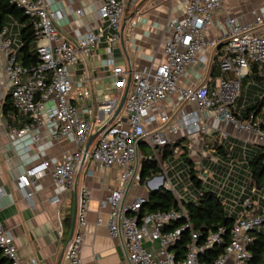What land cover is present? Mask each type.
Returning <instances> with one entry per match:
<instances>
[{
	"label": "built area",
	"instance_id": "2783aa9c",
	"mask_svg": "<svg viewBox=\"0 0 264 264\" xmlns=\"http://www.w3.org/2000/svg\"><path fill=\"white\" fill-rule=\"evenodd\" d=\"M139 1L101 0L97 16L102 23L97 31L69 39L60 34L56 25L64 13L62 10L51 9L45 0H9L32 23L39 63L21 64L17 58L19 45H16L12 28L8 25L0 27V117L4 114L3 95L7 93L14 108L12 117L22 115L27 118L19 127L8 124L7 135L10 140H16L31 134L35 126L47 125L50 126L49 138L66 137L74 146V150L64 153L58 162L42 160L26 167L17 176L18 189L30 199L32 192L29 188L35 183L34 178L47 171L53 182L71 191L76 189V178L81 171L86 177H92L95 172L103 173L114 167L117 168L112 175L114 185L98 199V206L107 209L108 232L111 237L121 240L125 253V259L115 264H251L249 247L253 243L252 233L254 230L264 231L263 189L252 182L248 171L241 182L234 183L231 180L234 172L231 163L225 164L212 155L200 156L195 170L201 190H213L225 213L232 218L230 240L224 250L215 256L209 255V260H201L202 254L212 251L222 242L224 228L218 227L203 240L199 239V234L192 229L185 198L176 190L170 175L175 160L176 165L184 163L180 155L181 146L176 144L169 156L162 157V153L165 146L175 141L169 137L170 134L182 132L190 136L205 129L200 115L203 111L238 131L252 133L262 141L264 148V129L259 121H240L231 110L251 65L255 64L264 76V0L261 11L250 22L240 24L226 16L229 29L220 39L210 36L208 29L212 13L224 0H166L170 8L180 6L182 13L170 14L166 20L165 27L170 34L163 40V60L126 71L114 63L112 50L119 43L127 6ZM220 42L224 51L219 58V72L231 76H220L214 87L181 85L179 81L185 69L196 59L205 62V51L215 49ZM101 43L108 53L106 64L115 77V86L126 87L128 79L129 83L119 113L113 117L119 98L111 97L96 104L92 121L84 118L69 98L72 81L66 67L74 66L78 61L86 64L87 58ZM171 94H176L182 102L174 115L156 106ZM261 99L264 111V95ZM185 104L195 107L184 108ZM91 131H98V134L85 151ZM222 135L226 137L224 132ZM34 137L37 140V136ZM144 146L150 151L148 156L143 154ZM144 158L155 160L159 170L147 176L143 187L146 194L129 199L130 190L142 182L140 170ZM204 158L208 159L207 164L203 162ZM215 165H225L224 173L219 174L212 169ZM181 173H186L188 184H192L187 166L173 174L183 182ZM188 184L185 185L187 188ZM158 189L169 190L176 200V207L166 211H142L149 191ZM194 191L188 190L189 194L195 195ZM91 193L86 184L78 187L77 226L67 241V264H82V229ZM2 196L0 185V198ZM50 200L54 203L59 198L55 195ZM185 233H188L186 247L179 249ZM0 251L12 264H21L14 239L1 219ZM31 264H36V261L31 260Z\"/></svg>",
	"mask_w": 264,
	"mask_h": 264
},
{
	"label": "crops",
	"instance_id": "0c3cea01",
	"mask_svg": "<svg viewBox=\"0 0 264 264\" xmlns=\"http://www.w3.org/2000/svg\"><path fill=\"white\" fill-rule=\"evenodd\" d=\"M100 1L45 0L51 9L64 12L56 25L60 34L69 39L84 36L89 31H97L102 23L97 16ZM262 2L263 0H224L212 13L208 34L220 39L229 29L225 21L226 16L240 24L250 22L254 15L261 11ZM181 13L180 6L170 8L166 0H140L134 5H128L119 43L112 50L114 63L126 71L159 63L163 60V40L170 34L169 29L165 27L166 20L170 14ZM15 28H19L17 24L14 25L13 31ZM15 39L16 45H19L17 34ZM223 51L221 42L215 49L206 50L204 55H207V60L202 62L196 59L185 69L179 83L206 84L214 87L220 76L229 78L231 76L229 73L219 72V58ZM107 56L105 45L101 43L94 49L93 55L87 58L86 64L78 61L76 65L66 67L72 81L69 98L80 114L92 121L96 104L111 97H118L120 102L126 89L115 86V77L110 66L106 64ZM252 66L253 64L251 68ZM251 68L242 80L238 98L231 106V110L240 116L247 107L253 106L264 95L261 75L252 72ZM7 96V93H4V101ZM156 106L174 115L176 108L182 106V102H179L176 94H171ZM183 107L195 106L185 104ZM200 115L204 130L190 136L180 132L177 135L170 134L169 137L172 140L182 139L181 144L186 146L187 156L193 166L202 154L212 155L225 164L231 163L234 167L232 182H241L247 173L248 159L259 150L256 146L263 148L262 141L252 133L238 131L232 125H226L224 121L209 116L204 111L200 112ZM256 120L264 121L262 108L257 112ZM26 121L27 118L22 115L12 117L9 122L6 115L0 117V185L3 188V196L0 198V219L14 239L19 262L31 264V260H35L36 264H67L65 251L73 216V228L77 226V190L81 184L88 185L92 192L86 223L82 229L80 248L82 264H115L123 261L125 253L121 240L111 237L108 232L107 209L98 206V199L108 187L114 185L112 175L117 168H109L103 173L95 172L92 177H86L81 171L76 178V189L71 191H66L53 182L49 173L45 171L34 178L35 183L29 188L32 192L31 198H25L18 189L17 176L26 167L42 160L58 162L64 153L74 150L69 138H49L50 126L47 125L35 126L31 134L10 140L6 132L7 125L19 127ZM222 132L226 137H223ZM34 136H37V140ZM208 137L212 139V144L207 146H214L215 152L207 153L205 150ZM219 139L223 142L217 141ZM219 146H222V149ZM181 159L184 163L179 165L187 166L184 159ZM203 162L207 164L208 159L204 158ZM173 165L175 168L176 160ZM212 169L223 174L226 168L225 165H215ZM140 194H146L144 189ZM55 195L59 200L52 203L50 198Z\"/></svg>",
	"mask_w": 264,
	"mask_h": 264
},
{
	"label": "trees",
	"instance_id": "16d2710c",
	"mask_svg": "<svg viewBox=\"0 0 264 264\" xmlns=\"http://www.w3.org/2000/svg\"><path fill=\"white\" fill-rule=\"evenodd\" d=\"M15 24L19 27L18 36L20 43L17 48V58L19 62L27 66L37 65L39 63V58L35 50L36 38L30 19L19 7L10 3L9 0H0V27L8 25L14 29ZM251 71L254 73H260L255 64H253ZM260 75L264 85V76L261 73ZM261 108L262 99H259L253 106L247 107L242 116L235 114L233 111L232 114L240 121H246L248 119L256 120V114L261 110ZM2 110L4 115H6V120L8 122L11 121V114L14 112V108L9 96L6 97ZM259 124L260 127L264 129V121L259 122ZM181 140L182 139L175 140L170 145L165 146L162 157L170 155L172 148L176 146V144H180L182 149L180 155L187 163L189 178L195 186V200L185 202V206L192 229L199 234V239L203 240L208 233L215 231L219 224H223L224 233L222 236V242L213 247L212 251L201 255V260H209V255H217L222 252L225 246L229 243L232 218L225 213L223 206L213 190H201L200 180H198L196 176V170L191 159L187 156L186 146L181 144ZM219 148L222 149V146H219ZM246 167L247 171L250 173L252 182L261 186V183L264 181V151L258 150L251 159H248ZM158 170L159 166L155 160H148L145 158L142 159L140 180H144L148 175L156 173ZM200 190L201 193L198 194ZM147 196L148 200L143 206L142 211H166L176 207V200L172 193L167 189L151 191L147 194ZM173 225H176V222H174ZM187 234L188 233H185L183 236V239L178 246L179 249H184L186 247L188 240ZM252 235L253 243L249 247L252 258L249 263L262 264L264 258V231L254 230ZM0 264H12L9 259L1 254V251Z\"/></svg>",
	"mask_w": 264,
	"mask_h": 264
},
{
	"label": "rangeland",
	"instance_id": "374dc122",
	"mask_svg": "<svg viewBox=\"0 0 264 264\" xmlns=\"http://www.w3.org/2000/svg\"><path fill=\"white\" fill-rule=\"evenodd\" d=\"M12 32H13V35L16 37V34L18 35L19 30L17 28H15L14 31L12 29ZM217 141L223 142L221 139H219ZM208 144H212V139L210 137L207 138V142H206V145H205V150L207 151V153L215 152L214 146H211V147L207 146ZM256 147L259 150L264 151L263 148L258 147V146H256ZM143 149H144L143 154L145 156H148L150 154V151L147 148H145V146L143 147ZM195 166H197V162H195ZM183 167H184V165H181V166L180 165H176L174 170L170 173V175H172L171 176V180H172V183L176 185V190H178L180 192V194L184 196L186 202L187 201H194L195 200V195L189 194L188 190L189 191H194L195 190V186L193 184H190V185L188 184L189 181H188V179L186 177V173H181V175H180V178L183 180V182H181L179 180V178H177L176 176H173V174L176 171H181L183 169ZM146 178H148V177H146ZM146 178L144 180H142V182H138L137 185L133 189L130 190L129 196H128L129 199L134 197V196H136V195H139L142 192L143 187L145 186ZM187 184H188V188H187V186H185ZM260 188L263 189V192H264V181L261 183ZM194 193H195V191H194Z\"/></svg>",
	"mask_w": 264,
	"mask_h": 264
},
{
	"label": "water",
	"instance_id": "95a60500",
	"mask_svg": "<svg viewBox=\"0 0 264 264\" xmlns=\"http://www.w3.org/2000/svg\"><path fill=\"white\" fill-rule=\"evenodd\" d=\"M128 83H129V79H128V81H127V86H126V89H125V91H124V93H123V95H122V98H121V100H120V102H119V104H118V106H117V108H116V110H115V112H114V114H113V117L116 116V115L119 113V111L121 110V108H122V106H123V103H124V100H125V97H126V93H127V90H128ZM97 134H98V131H96V132L91 131V133H90V135H89V137H88V140H87V142H86V145H85V151L88 149L90 143L92 142V140L95 138V136H96ZM149 192H151V191H149ZM73 225H74V216H73V222H72V227H71L70 236H71V234H72ZM222 226H223V224L221 223V224H219L218 227H222Z\"/></svg>",
	"mask_w": 264,
	"mask_h": 264
}]
</instances>
